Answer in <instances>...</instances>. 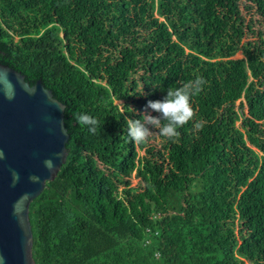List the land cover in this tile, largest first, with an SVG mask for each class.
I'll use <instances>...</instances> for the list:
<instances>
[{
	"label": "trees",
	"instance_id": "obj_1",
	"mask_svg": "<svg viewBox=\"0 0 264 264\" xmlns=\"http://www.w3.org/2000/svg\"><path fill=\"white\" fill-rule=\"evenodd\" d=\"M0 61L66 105V162L30 205L37 264H264V0H0ZM200 76L175 142L121 138Z\"/></svg>",
	"mask_w": 264,
	"mask_h": 264
},
{
	"label": "water",
	"instance_id": "obj_2",
	"mask_svg": "<svg viewBox=\"0 0 264 264\" xmlns=\"http://www.w3.org/2000/svg\"><path fill=\"white\" fill-rule=\"evenodd\" d=\"M65 108L0 61V264H37L30 205L66 162Z\"/></svg>",
	"mask_w": 264,
	"mask_h": 264
},
{
	"label": "clouds",
	"instance_id": "obj_3",
	"mask_svg": "<svg viewBox=\"0 0 264 264\" xmlns=\"http://www.w3.org/2000/svg\"><path fill=\"white\" fill-rule=\"evenodd\" d=\"M205 84V79L200 76L194 80H188L179 87H169L163 99L148 101L146 109H151L157 115H151L146 111L143 121L125 115L127 133L121 138L139 146L147 143L152 130L156 129L161 137L175 142L180 136L179 129L195 119L192 98L202 92ZM122 115L124 114L122 113ZM73 116L82 128H87L88 132L92 134L97 132L100 126L97 118L86 112L73 113ZM194 127L197 130H202L204 122L196 121Z\"/></svg>",
	"mask_w": 264,
	"mask_h": 264
}]
</instances>
